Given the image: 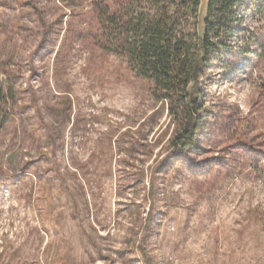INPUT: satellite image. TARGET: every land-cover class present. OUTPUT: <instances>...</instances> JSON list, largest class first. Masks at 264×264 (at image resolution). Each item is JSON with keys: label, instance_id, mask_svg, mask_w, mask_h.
Returning <instances> with one entry per match:
<instances>
[{"label": "rangeland", "instance_id": "1", "mask_svg": "<svg viewBox=\"0 0 264 264\" xmlns=\"http://www.w3.org/2000/svg\"><path fill=\"white\" fill-rule=\"evenodd\" d=\"M173 1L188 43L203 8ZM127 2L0 0V264H264L259 0L202 69L185 149L183 116L106 51L95 6Z\"/></svg>", "mask_w": 264, "mask_h": 264}, {"label": "trees", "instance_id": "2", "mask_svg": "<svg viewBox=\"0 0 264 264\" xmlns=\"http://www.w3.org/2000/svg\"><path fill=\"white\" fill-rule=\"evenodd\" d=\"M139 2L148 4L147 10H136ZM246 2L207 0L204 6L203 0L181 1L190 14L198 15L201 8L204 11L188 43L179 30V12L170 9L173 0H128L120 8L95 6L99 24L109 33L106 37L110 41L111 35L116 39L106 51L123 57L137 77L152 83L156 98L168 102L170 116H183L175 138L181 148L193 145V134L199 126L197 100L202 69L211 53L225 44L238 22L237 13ZM258 5L259 14H264V1L259 0ZM5 89L0 86V115L8 102Z\"/></svg>", "mask_w": 264, "mask_h": 264}]
</instances>
